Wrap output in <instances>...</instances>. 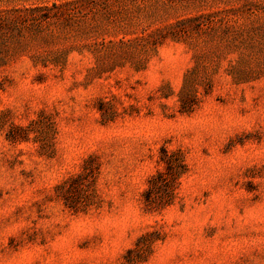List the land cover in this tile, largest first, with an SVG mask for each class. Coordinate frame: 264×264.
I'll use <instances>...</instances> for the list:
<instances>
[{
    "label": "rangeland",
    "instance_id": "1",
    "mask_svg": "<svg viewBox=\"0 0 264 264\" xmlns=\"http://www.w3.org/2000/svg\"><path fill=\"white\" fill-rule=\"evenodd\" d=\"M0 264H264V0H0Z\"/></svg>",
    "mask_w": 264,
    "mask_h": 264
},
{
    "label": "trees",
    "instance_id": "2",
    "mask_svg": "<svg viewBox=\"0 0 264 264\" xmlns=\"http://www.w3.org/2000/svg\"><path fill=\"white\" fill-rule=\"evenodd\" d=\"M43 17L46 19L51 16L45 15ZM7 139L12 140L14 138L7 137ZM159 161L163 165L162 169L157 170L148 178L147 186L141 193V201L145 211L171 205L176 196L175 190L179 185V179L188 170L184 156L179 150H168L162 147Z\"/></svg>",
    "mask_w": 264,
    "mask_h": 264
}]
</instances>
